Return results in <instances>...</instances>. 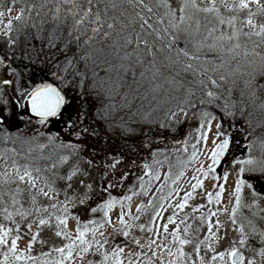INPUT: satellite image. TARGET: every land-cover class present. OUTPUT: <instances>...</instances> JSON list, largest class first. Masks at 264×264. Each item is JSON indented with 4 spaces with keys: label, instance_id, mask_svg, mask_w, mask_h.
<instances>
[{
    "label": "rangeland",
    "instance_id": "rangeland-1",
    "mask_svg": "<svg viewBox=\"0 0 264 264\" xmlns=\"http://www.w3.org/2000/svg\"><path fill=\"white\" fill-rule=\"evenodd\" d=\"M209 2L210 0H197L201 7L207 6ZM168 3L177 10L176 15L179 17L181 0H168ZM226 3L229 7H225L221 0H216L220 15L225 20L236 16L238 19L235 27L241 28V22L247 19L248 9H232L231 6L234 3L238 4L239 0H226ZM261 3H264V0H261ZM249 7L253 12L256 11L255 4H250ZM21 9L19 0H0V12L4 13L0 16V58L4 55L8 56L7 60L0 63V81L6 78L12 81L10 87L0 83V112L5 114L7 120L9 114L13 113L12 117L14 116L9 126L6 125L7 122L0 124V227L13 229L6 237L8 244L0 246V261L3 260V254L8 252L12 239L19 236L17 252L37 258L27 264H44L45 260L51 264L52 261L59 259V253L54 249L65 247L69 243L65 234L75 239L78 236V229L83 230L87 226L89 229L93 227L97 229L95 236L91 231L86 234V239L93 242V247L83 254L82 259L79 258L77 250L73 257L74 264H89V261L97 264L102 259L101 253L107 251L111 254L116 245L124 248V264H128L129 259L134 262L138 260L139 264H147L150 257L154 260V264H160L161 260L164 264H168L169 260L175 264L177 257H170L166 249H171L175 253L177 248L181 247L179 240L174 242L173 234L177 229L181 239L190 241L182 246L186 253L182 261H186V264H201V257L203 264H221L220 260L213 262L212 256L232 248H237L243 254L244 264H249L253 260L256 264H264V256L260 255V250L264 248V244L261 243L264 236L259 234L264 232V112L263 114L259 112L263 111L260 108H264L262 107L264 88L259 90L256 88L257 85H264V60L261 59L264 57V47L253 49L259 55L253 54V50L247 51L244 48L233 51L239 41L224 39L217 42V47L213 51L208 52L210 60L226 64L224 76L226 85L232 90L230 95L235 97L234 104L232 108H228V111L226 109L210 115V130L209 119L204 122L198 143H189L187 147L191 154L187 163H184L181 157L177 158L178 151L181 153L180 147H172L173 151L170 154L167 152L169 158H173V167H171L163 160L168 158L164 153L165 149L160 148L158 144L154 145L153 152L152 148L146 147V144H136L130 149L119 144L109 148L111 141L99 143L95 133L89 132L90 127L86 125L88 113L76 100L69 103L67 98L63 109L43 123L26 114L25 99L39 84L38 80L41 76L33 77L25 63L24 70L23 66L19 68V63L22 64L25 58L19 55V45L15 47L14 44L9 45L6 36L7 24L11 21V37L14 40L19 26L14 25L13 20L20 16ZM253 21L257 25L264 24V14L255 16ZM249 31L250 29L244 26L241 35ZM232 32L233 29L225 23L219 26L212 38L219 37L221 33L228 36ZM245 51L248 55L244 54ZM215 53L219 56L214 57ZM69 66L70 64L66 62L59 70L52 73L57 79H66L65 70ZM12 68L18 71L14 73ZM6 71L8 74H3ZM17 101L22 106L20 111ZM2 107L5 110H2ZM183 109L184 111L177 109L173 112L175 115H171L168 129L177 127L183 122L187 116L185 115L187 110ZM106 130L111 133L122 131L116 125H109ZM202 132L206 134V138ZM238 135L244 138L247 150L221 171L216 167L217 164L213 165L211 153L217 144L225 139L229 140V137L236 139ZM191 149L196 151L195 159L192 158ZM55 151L56 153L51 157L44 160L40 158ZM63 157H67V160H62ZM113 157L120 160L119 164L111 167L116 173L117 182L115 186H112V183H110L111 187L107 185L106 192L102 194L103 184L100 179H105L103 165L112 164ZM247 159L254 160L255 164L239 163ZM73 160L74 162L71 163ZM17 165L21 174L24 165L32 169V175L36 178L35 188L31 187L27 178L25 181L18 179ZM145 165L148 167L145 168ZM200 168H203L208 175L205 176L203 172L198 171ZM241 168L244 169L243 173L240 171ZM36 169L40 171L37 172ZM74 169L76 174L72 176L71 181H68L67 176ZM156 174H159V179L154 178ZM5 178L14 182L4 183ZM198 180L202 181V185L194 189L193 186L197 185ZM241 180L246 183L242 186L241 207L237 209L236 222L233 223L232 211L236 207V187ZM248 184H251V187H248ZM50 188L55 189V195ZM221 188L223 192L220 191ZM17 189L21 190L20 194H17ZM41 189L49 192L51 198L45 197ZM189 193L191 196L188 197L184 208H178L177 205L184 203ZM210 193L211 202H209ZM218 194L219 200H217ZM163 195L166 199L155 212V201ZM33 196L35 203L32 202ZM129 196L130 200L124 199ZM13 197L17 201L15 204ZM110 199H114L115 203L106 218L104 216L106 209L101 206ZM53 204L56 205L55 208L52 207ZM5 208L12 214L10 219L7 218ZM65 208H67L66 212ZM93 208L97 211L93 212ZM21 212L26 215H20ZM121 213L124 214V225L120 223ZM57 217L66 218V225L60 224ZM169 217H173L175 222L169 223ZM41 219L48 222L40 224ZM108 220L111 223H108ZM90 221H96V224H90ZM101 224L103 227H100ZM241 224L244 225L243 234L240 232ZM165 225L167 232L164 231ZM253 227L256 229L255 233L252 231ZM114 229H119L121 234L117 235ZM123 231H128L129 235L124 237ZM57 232L62 234L57 235ZM101 232L107 238V243H104ZM241 239H245L246 243L240 244ZM136 241H139L138 245ZM96 242L103 244L99 251ZM197 247L200 249L199 254L196 252ZM141 252L144 253L143 256L137 255ZM153 252L157 254L155 257ZM49 253L50 255H43ZM130 253L133 255L129 256ZM9 257V264H23L14 261L10 252ZM225 259L230 264V257Z\"/></svg>",
    "mask_w": 264,
    "mask_h": 264
},
{
    "label": "trees",
    "instance_id": "trees-1",
    "mask_svg": "<svg viewBox=\"0 0 264 264\" xmlns=\"http://www.w3.org/2000/svg\"><path fill=\"white\" fill-rule=\"evenodd\" d=\"M19 2L22 5L23 14H20V20H13L14 25L19 26L15 32L14 47L19 45V55L26 61L23 60L22 64L19 63V68L23 66L24 70L25 63L33 77L41 76L38 80L39 83L43 80L56 82L65 93L69 103H73V100L78 101V104L88 113L89 121L87 120L86 125L90 127L89 132L95 133V137L101 144L111 141L109 148L119 144L121 147L132 149L136 144H146V147L152 148L154 152V145L158 144L160 148L165 149L164 153L168 157L163 160L168 162V166L173 167V158H169L167 152L170 154L177 146L181 151V153L178 151L177 158L181 157L184 159V163H187L191 158L187 147L189 143L198 141L201 123L204 124L209 119V117H203V113L214 115L222 110L227 109L228 111V108H232L234 104L235 97L230 95L232 90L226 85L227 81H220L221 76L225 77L226 64L210 60L207 48L198 53L202 57L201 63L198 65L192 62L193 69L184 71L183 65L190 61L180 56L177 62L175 53L168 51L166 47L167 40H158L155 34L146 37L150 45H155L153 49L155 52L154 61L153 57L144 50L142 44L138 51L134 45H126L122 36L130 35L134 38L135 34L140 31L139 20L135 18L133 10L126 4H122L117 11H110L108 15L117 17L116 31L120 30L121 22L128 26L123 30L121 36H117L116 31H113L106 41L98 36L93 43V59L89 60L85 67L84 61L77 62L76 59H73V53L77 58L79 57V52L75 51V45L72 46L67 57L57 50L63 44V37L57 42V48L48 46L47 37L52 24L45 23L42 30L39 29V25L41 19H47L44 13L52 7L51 3L47 5V8L41 9L39 5L43 0H19ZM116 2L121 4V0H116ZM145 2L151 4L154 11L153 13L145 11L143 14L146 17H151L148 22L159 30L163 25H156L157 13L163 15L165 9L156 7L157 0H145ZM33 5L36 7H32ZM93 10L95 12V8ZM38 12L40 16H37ZM121 12L124 13L123 16ZM205 15L199 12L194 13L193 27L195 19H199L201 33L199 36L191 37L181 33L177 44L178 48L182 49L187 44L190 53L196 50L194 47L196 42L204 40ZM212 15H209V18H212ZM127 18L134 20V24H130ZM213 22L215 23V21ZM33 23L38 27H32ZM146 31L151 32L147 28ZM63 34L67 35V27L63 29ZM239 39L241 50L244 48L251 51L254 48L264 47H254L252 40H256V37L249 40L247 36L241 35ZM204 42L206 44L213 43L214 38L210 37ZM156 49H162V51H156ZM126 54H132V58H124ZM137 55L142 63L137 62ZM213 56L216 57L219 54L215 53ZM203 59H206L208 63H203ZM69 60H72V63L65 70L66 79H57L52 72L59 70ZM203 68H207L208 71L203 72ZM12 70L14 73L18 71L15 68ZM210 79H216L220 86L213 87L209 82ZM33 80L36 82L35 78ZM200 80L205 83L200 84ZM207 91L214 92L216 98L210 100L206 95ZM190 92L192 95H189ZM124 96L128 97V102L126 106L121 107V104L125 103ZM202 100L203 103H201ZM68 102L67 104H69ZM110 105H115V107ZM247 105L250 106L248 103ZM259 106L261 107L260 104ZM180 108L187 110V116L183 122L177 127L173 126L169 129L161 127L162 124L168 126L171 113ZM260 109H263V111H259L263 114L264 108ZM109 125H116L122 131L108 132L106 128ZM125 128L133 129L134 132L124 133ZM55 153L56 151L49 155L44 154L40 158L44 160ZM73 162L74 160L71 161V163ZM103 173L105 179H100L103 184L102 194L106 192L107 185L112 183V186H115V182H117L116 173L111 167L103 165ZM165 199L166 197L163 195L155 201V212L159 210Z\"/></svg>",
    "mask_w": 264,
    "mask_h": 264
},
{
    "label": "snow or ice",
    "instance_id": "snow-or-ice-1",
    "mask_svg": "<svg viewBox=\"0 0 264 264\" xmlns=\"http://www.w3.org/2000/svg\"><path fill=\"white\" fill-rule=\"evenodd\" d=\"M222 3H224L225 7H229L226 3V0H221ZM51 3L52 7L48 8L47 11L44 13V16L47 17V19H41L39 29L42 30L43 25L45 23H51L52 28L48 33L47 41L48 46L50 48H57V42L61 40L63 37V44L62 46L58 47L57 50L60 51L62 54H64L66 57L70 50L72 49V46L75 45V51L79 52V57L77 58L75 53H73V59H76L77 62L84 61L85 67H87V62L89 60L93 59V43L96 41L97 37H101L103 40H108L109 37L112 35L113 31L117 30V17L116 16H109L108 13L110 11H117L121 8L122 4H126L129 8H131L134 12L135 18L139 20V28L140 31L135 34L134 38L130 35H124L122 36V39L126 45H134L135 49L138 51L141 48V44L143 45L144 50L153 57V61L155 60V52L153 49L155 48V45H150L149 40L146 38L148 35L155 34L156 39L158 40H167L166 47L168 51L175 53L178 58L180 56H183L187 61H190L188 63H185L183 65L184 71H189L193 69V63L195 62L198 65L202 61V57L198 55L200 51H203L205 48L209 52L213 51L217 47L218 41H223L224 39H227L229 41L236 39L239 41L242 27L246 26L250 29L249 32L243 33V35L247 36L249 40H252L253 37H256V40H252V43L254 44V47H262L264 46V24L257 25L254 23L253 18L257 15L264 14V3H261V0H239L238 4H233L231 7L232 9L238 8L239 10L248 9V16L246 21L241 22V28L235 27V22L237 21L236 16H232L227 18L225 20L224 17L220 15L219 9L216 4V0H210V2L207 4V6L201 7L197 0H181V6L179 7L178 11L180 13L179 17L176 15V9H173L171 4L168 3V0H157L156 7L160 8L163 7L165 9V12L163 15H159L157 13V19L155 21L156 25H163L162 28H159V30L153 26V24H150L148 21L151 17H146L143 13L146 11L147 13H153L154 9L153 6L149 3H146L145 0H121V4H118L116 0H43V2L39 5L41 9L47 8V5ZM255 4L256 11L253 12L249 5ZM32 7H36L33 5ZM93 8H95V12L93 11ZM231 10V9H230ZM204 13L206 14L205 24L203 25L204 28V40L213 37V34L217 31L218 25H224L227 23L228 27L230 29H233V32L231 35L225 36L223 33L219 37L214 38V42L210 44H206L204 40H198L196 44L194 45L195 51L189 52L187 48V44L184 48H178L177 44L180 38L181 33L187 34L189 37L191 36H199L201 33V22L199 19H195V26L193 27V20H194V13ZM21 14H23V9L21 10ZM214 14V15H212ZM4 13L0 12V16H3ZM121 15L123 16L124 13L121 12ZM209 15H212V18H209ZM37 16H40V13H37ZM14 19L20 20L21 16H17ZM31 19V17H29ZM128 22L130 24H134V20L131 18H127ZM215 21V23L213 22ZM127 24L120 23V30L116 31L117 36H121L123 30L127 27ZM146 26V27H145ZM32 27L36 28L38 27L35 23L32 24ZM67 27V35L64 36L63 29ZM147 29H150L151 32H147ZM12 32V23L9 21L7 24V39L9 42V45H13L16 43L15 40L11 37ZM59 33V34H58ZM237 48H240L239 42L235 45V48L232 49L233 51ZM156 51H162V49H156ZM245 55H248V52L245 51ZM253 54L259 55V53H255L253 50ZM124 58H132V54H126ZM8 59L7 55H4L2 58H0V63H3L5 60ZM137 62L142 63L140 60V57L136 56ZM262 60H264V57H261ZM69 64L72 63V60L68 61ZM203 63H208L206 59H203ZM123 67V65H121ZM203 72H207V68L202 69ZM225 80V77L221 76L220 81L223 82ZM214 87H219L220 85L217 83L216 79H210L209 81ZM0 83H3L4 85H10L12 84V81L10 79H5L3 81H0ZM200 84H204L205 82L203 80L199 81ZM257 90L264 88V85H257ZM189 95H192L190 92ZM206 95L209 97V99H215V93L212 91H207ZM253 95H255V92H253ZM28 99L31 104V112L34 113L36 116L40 117V122L43 123L47 120L48 117L56 116L61 108L65 104V97L61 94L60 91L57 90V88L52 87L51 85H42L40 87L34 88L30 93H28ZM124 104H121V107L126 106L128 102V97L124 96ZM204 101L202 100L201 103ZM111 107H115V105H110ZM262 107H264V104H262ZM180 111H184L183 108H180ZM172 116L175 115V113H171ZM187 115V113H185ZM203 117L207 118L210 117V113H203ZM5 114L3 112H0V124L3 123L5 119ZM161 127H167L166 124H162ZM204 128L203 122L201 123V130ZM208 128L210 130L211 128V121L209 119L208 121ZM85 131H87L85 129ZM124 131L132 133L134 132L133 129L125 128ZM203 135L204 134L202 132ZM43 147V146H42ZM195 147V146H194ZM229 147V140L225 139L223 142L216 145L215 149L211 153V159L213 162V165L218 164L220 159L224 156L225 152L227 151ZM15 152V150H13ZM31 151V149H29ZM192 158H196V151H193ZM113 163L108 165V167H115L116 164L120 163V160L116 157H113ZM62 160H67V157H63ZM91 163V161H89ZM241 164H247V165H253L255 164V161L252 159L242 160L239 161ZM24 171L21 174L19 171V166H16V175L20 181H25L27 178V181L31 184L32 188H35L36 178L32 175V169L29 168L28 165H24ZM55 167V165H53ZM145 168L148 167V165L144 166ZM213 170V169H210ZM254 171V169H252ZM37 172H39V169H36ZM198 171L203 172L205 176L208 175L207 172H204L203 168L198 169ZM241 173L244 172V169H240ZM76 174V170L74 169L71 174L67 176V180L71 181L72 176ZM151 175V173H149ZM182 175V173H181ZM155 179H159V174H156L154 176ZM226 179V177H225ZM4 183H12L14 181H11L7 178L4 179ZM175 183V181H173ZM246 182L244 180L239 181L236 187V207L232 211V217H233V223L236 222V211L241 207V197L240 193L242 191V186ZM202 181H197V185H194L193 188L197 186H201ZM71 185L69 184V187ZM90 187V186H89ZM108 187H111L109 185ZM248 187H251V184H248ZM41 193L45 197H49V192L43 191V189L40 190ZM50 191L55 195V189H51ZM221 192H223V189H220ZM17 194L21 193L20 189L16 190ZM136 193H133L135 195ZM255 194V193H254ZM191 196V193H189L185 199L184 203L178 204L177 207L180 209H183L185 204L187 203L188 197ZM51 198V197H49ZM124 199L130 200L131 197H125ZM220 199L219 194L217 195V200ZM212 201V194H209V202ZM32 202L35 203V197H32ZM84 201L82 200L81 203ZM17 203L15 197H13V204ZM115 200L110 199L107 201L104 205L101 207L103 209H106L104 212V216L108 217V212L112 209L114 206ZM121 205L123 206V202H121ZM52 207H56L55 204L52 205ZM143 207V206H141ZM65 212L67 211V208L64 209ZM5 213L7 214V218H11L12 214L7 212V208L4 209ZM93 212H96L97 209L93 208ZM139 211V209H138ZM20 215L24 216L25 213L21 212ZM159 215V213H157ZM124 214L121 213L120 215V223L122 225L125 224L124 221ZM57 220L60 224L66 225L67 220L66 218L57 217ZM48 221L41 219L39 221L40 224H45ZM169 223H174L175 220L173 217H169ZM90 224H96V221H90ZM108 223H111L110 220H108ZM249 224L251 225V221H249ZM30 227V226H29ZM100 227H103V224L100 225ZM211 228V225H210ZM141 230H143V226H141ZM13 229L8 228L5 229L3 227H0V246H4L8 244V240L6 237L11 233ZM18 231V228H17ZM88 231H91L93 233V236H95V233L97 229L95 227L89 229L87 226L84 227L83 230L78 229V236L75 239H72L70 235H66V238L69 239V243L62 248H56L54 251L59 253V259L52 261L51 264H68V262H73L74 264V253L77 252L79 254V258L82 259L83 254L89 252V250L93 247V242H90L88 239H86V234ZM151 231V229H149ZM164 231L167 232V225L164 226ZM252 231L255 233L256 229L253 227ZM114 232L119 235L121 234L119 229H114ZM179 229H177V232L174 233V242L175 240H179V244L181 247L177 248V251L173 253L171 249H166L168 251L169 256H176V262L175 264H186V261H182V258L186 256V253L183 251V245H186L190 243L187 239H181L178 236ZM240 232L241 234L244 233V225H240ZM61 232H57V235H61ZM123 236L127 237L129 235L128 231H123ZM261 236H264V232L259 233ZM101 237H104V234L100 233ZM20 239L19 236H16L14 239H12L10 247L8 252H5L3 254V260L0 261V264H9V252L11 253V258L16 262H23V264H27L29 261H35L37 260L36 257H33L31 255H25L23 253L17 252V241ZM35 239V237H33ZM104 243H107V238L104 237ZM153 243H155L153 241ZM246 240L241 239L240 244H245ZM262 244H264V240L261 241ZM136 244H139V241H136ZM97 250L99 251L100 248L103 247V244H100L99 242H96ZM211 247V245H209ZM30 250V249H29ZM199 247L196 248L197 254H199ZM124 254V248L120 247L119 245H116L109 254L107 251H104L101 253L102 259L97 262V264H124L123 259ZM43 255H50L49 254H43ZM133 254H129V256H132ZM139 256H143L144 253L141 252L137 254ZM157 254L153 252V257H155ZM260 255L264 256V248L260 250ZM225 257H230V264H244L245 257L242 253L239 252L237 248H232L229 251L226 252H220L218 255L212 256V261L215 262L216 260H220L221 264H229V261L225 259ZM44 264H50L49 261L45 260ZM89 264H94V262L89 261ZM128 264H139V261H133L132 259L128 260ZM147 264H154V260L150 257L148 259ZM160 264H164V262L161 260ZM168 264H173L172 260L168 261ZM201 264H203V258L201 257ZM249 264H256V262L250 261Z\"/></svg>",
    "mask_w": 264,
    "mask_h": 264
},
{
    "label": "flooded vegetation",
    "instance_id": "flooded-vegetation-1",
    "mask_svg": "<svg viewBox=\"0 0 264 264\" xmlns=\"http://www.w3.org/2000/svg\"><path fill=\"white\" fill-rule=\"evenodd\" d=\"M7 73V71H6ZM11 95V92H9ZM2 110H5V108H1ZM12 114L8 115V120L5 118L2 124H6L9 126L10 120H13ZM245 140L242 136L238 135L236 139L233 137H229V147L227 151L225 152L224 156L220 159L219 163L217 164L216 167L221 169L223 171L230 163L238 159L241 155V153L245 152L247 150L246 145L244 144Z\"/></svg>",
    "mask_w": 264,
    "mask_h": 264
},
{
    "label": "water",
    "instance_id": "water-1",
    "mask_svg": "<svg viewBox=\"0 0 264 264\" xmlns=\"http://www.w3.org/2000/svg\"><path fill=\"white\" fill-rule=\"evenodd\" d=\"M42 85H51L52 87H54V88H57V90L58 91H60L61 92V94L65 97V94L62 92V90L59 88V86L56 84V82L54 83V82H52V81H50V80H45V81H42V82H40L39 84H37L34 88H36V87H40V86H42ZM11 86V84L9 85V87ZM33 88V89H34ZM32 89V90H33ZM31 90V91H32ZM30 91V92H31ZM29 92V93H30ZM65 102H66V97H65ZM17 105H18V111H20L21 110V103L20 102H18L17 101ZM65 105V104H64ZM24 107H25V111H26V114L30 117V118H32V119H34V120H36V121H40V117H38V116H36L34 113H32L31 112V104H30V102H29V99H28V95H27V97H26V99H25V102H24ZM64 107V106H63ZM63 107L61 108V110L63 109ZM60 110V111H61ZM17 111V112H18ZM54 116H51V117H48L47 118V120L48 119H51V118H53Z\"/></svg>",
    "mask_w": 264,
    "mask_h": 264
}]
</instances>
